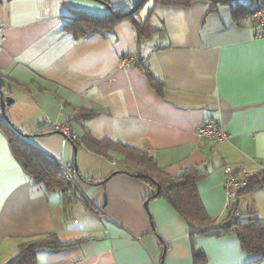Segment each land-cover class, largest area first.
<instances>
[{"label": "crops", "instance_id": "0c3cea01", "mask_svg": "<svg viewBox=\"0 0 264 264\" xmlns=\"http://www.w3.org/2000/svg\"><path fill=\"white\" fill-rule=\"evenodd\" d=\"M138 1L0 0V89L11 98L0 121L76 170L63 196L36 183L0 129V264L15 257L22 238L48 233L76 243L38 249L37 264H194L196 251L205 264H264L235 233L194 234L164 196H153L154 184L126 172L141 169L119 147L86 145L108 139L147 152L169 178L204 171L196 190L211 225L228 212L224 166H244L253 173L237 199L238 218L264 224V184L253 186L264 164V36L236 9L245 0H145L133 12L150 29L144 38L127 19L74 35L76 11L102 17ZM126 54L138 66L121 67ZM209 116L227 140L197 135ZM47 119L68 122L78 142L48 130Z\"/></svg>", "mask_w": 264, "mask_h": 264}, {"label": "trees", "instance_id": "16d2710c", "mask_svg": "<svg viewBox=\"0 0 264 264\" xmlns=\"http://www.w3.org/2000/svg\"><path fill=\"white\" fill-rule=\"evenodd\" d=\"M143 1V0H142ZM141 1V2H142ZM190 0H164V2H179L187 3ZM140 0L135 5L141 3ZM213 3H228L230 0H212ZM134 5V6H135ZM133 7V5H132ZM258 8H264V0H245L239 10L251 14ZM130 9L117 12H111L109 15L96 17L91 16L81 11L75 12L73 33L76 37L85 35L86 33L99 31L108 24H113L121 20H129L132 24L135 34L138 39L146 37L150 29L145 26V22L137 20L133 13H128ZM70 26V23H68ZM135 66H138L136 60ZM150 84L159 89V82L148 72L145 71ZM0 129L5 132L9 138V144L14 155L21 161L24 169L31 174L36 183L43 184L47 188H59L62 196L65 192L72 190V185L68 183L59 173L58 165L51 158L43 154L36 148H32L25 144L28 134L23 133L14 127L10 122H1ZM86 145L94 151L98 150L99 145L107 147H119L124 156L130 162H134L141 170H128L126 172H134L133 174L148 181L151 185L159 187L157 194L153 196H164L176 210L181 213L187 220L194 234L206 233H235L242 245V248L248 251L261 252L264 255V224L256 217H248L240 220L237 217H232L229 212L227 216L217 225H211L207 214L205 213L196 190V181L204 175V171L191 168L182 171L178 176L169 178L164 176L154 159L147 152L139 151L133 147L120 145L108 139L96 141L88 138ZM158 173V179L151 177V173ZM261 179L255 181L253 186L264 184V172H260ZM155 179V180H154ZM156 192V191H155ZM87 206L92 210V206L87 203ZM72 242H61L54 233H48L38 236L22 238L17 244L18 253L10 259L6 264H37V250L49 249L57 251L61 248L75 244ZM194 264H205V258L201 252H194Z\"/></svg>", "mask_w": 264, "mask_h": 264}, {"label": "built area", "instance_id": "2783aa9c", "mask_svg": "<svg viewBox=\"0 0 264 264\" xmlns=\"http://www.w3.org/2000/svg\"><path fill=\"white\" fill-rule=\"evenodd\" d=\"M253 24L259 29L258 36H264V8L256 9L250 16ZM4 29L0 26V38L3 36ZM136 57L126 54L120 58L119 65L128 67L134 65ZM48 130L57 132L68 141L78 142V136L68 122L57 120H46ZM197 135L201 138L210 139L214 142H222L229 138V134L222 128L219 118L216 116L207 117L197 128ZM58 170L62 177L71 185L76 180V170L71 162H58ZM257 170L264 172V164H260ZM224 190L226 194L225 208L232 217L238 216L237 199L248 182V178L253 171L240 165L224 166Z\"/></svg>", "mask_w": 264, "mask_h": 264}, {"label": "water", "instance_id": "95a60500", "mask_svg": "<svg viewBox=\"0 0 264 264\" xmlns=\"http://www.w3.org/2000/svg\"><path fill=\"white\" fill-rule=\"evenodd\" d=\"M145 2V0H143L141 3L137 4L136 6H134V8L130 9L128 13H133L136 9H139V7H141L143 5V3ZM0 88H1V84H0ZM11 100V98L9 97H3L2 93H1V89H0V110L3 116H5L4 114V107L6 104H8V102ZM6 121H8V119L5 117ZM159 187L157 186V190L155 192V194H157Z\"/></svg>", "mask_w": 264, "mask_h": 264}, {"label": "rangeland", "instance_id": "374dc122", "mask_svg": "<svg viewBox=\"0 0 264 264\" xmlns=\"http://www.w3.org/2000/svg\"><path fill=\"white\" fill-rule=\"evenodd\" d=\"M148 5H149V4H146V6H145V7L147 8V6H148Z\"/></svg>", "mask_w": 264, "mask_h": 264}]
</instances>
